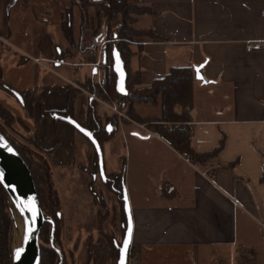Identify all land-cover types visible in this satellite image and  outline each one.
Wrapping results in <instances>:
<instances>
[{
    "label": "crops",
    "instance_id": "1",
    "mask_svg": "<svg viewBox=\"0 0 264 264\" xmlns=\"http://www.w3.org/2000/svg\"><path fill=\"white\" fill-rule=\"evenodd\" d=\"M136 1L152 11L138 15L133 27L157 36L132 45L130 65L142 85L175 66L203 65L206 81L193 80L191 120L184 121L191 122V163L155 134L128 122L127 133L115 130L120 135L105 142L123 164L135 264H245L257 250L264 252V0ZM254 41L262 47L248 51L247 42ZM76 56L89 75H96L88 52L79 50ZM74 60L64 59V73L49 81H32L30 69V83L15 92L30 88L45 109L63 111L68 84L88 76L87 71L74 75V65L67 64ZM15 97L22 115L21 98ZM85 97L78 93L73 117ZM134 110L146 119L159 115L160 104L136 103ZM28 122L49 150L44 157L59 189L62 240L74 243L83 231L95 239L105 219L99 224L91 173L81 166L86 161L75 158L76 141L87 148L86 138L67 122L41 117L38 102ZM218 147L206 161L196 159ZM104 168L118 173L113 163ZM115 212L120 217L117 203Z\"/></svg>",
    "mask_w": 264,
    "mask_h": 264
},
{
    "label": "trees",
    "instance_id": "2",
    "mask_svg": "<svg viewBox=\"0 0 264 264\" xmlns=\"http://www.w3.org/2000/svg\"><path fill=\"white\" fill-rule=\"evenodd\" d=\"M69 2L70 6L64 10L65 15L61 18L60 26L65 37L70 40L71 44L73 43L72 12L74 7L79 9L80 32L89 27L88 8L92 6L95 9L93 37L102 35L103 38L109 39L104 45V56L107 61H109L110 68H104L100 82H97L93 75H91L79 81V84L88 89L89 92L101 98L122 100L127 114L141 123L146 122L149 129H151L156 136L164 140L177 151H187L191 153L190 131L183 132L181 128H173L169 126L168 123L191 120V110L194 104L193 69L189 66L171 67L161 78L153 80L149 85H142L139 71L133 70L130 65L131 57L135 52V50L132 49V45L135 43L139 45L141 43L139 42L140 39H153L157 37L151 29H137L133 27L138 15L149 13L152 10L147 6L138 4L136 0H69ZM0 34H5L6 38L11 36V29L7 19L2 21ZM97 45V43L83 44L81 48L83 52L92 49V56L94 58ZM113 48L117 49L124 63L126 72V95H120L116 91V74L112 69ZM67 51L68 50H65V53ZM65 53L59 51L56 60L64 61V59H66ZM22 60H26V58ZM108 74H110L111 78H108ZM0 88L8 90L1 79ZM78 92L79 89L68 84L65 108L63 111H58L45 109L38 97L30 92V88L18 90L17 94L21 98L23 105V117L17 116L7 106L0 102V134L27 164L35 185L39 205L46 217L38 236L40 243V264H56L58 260L59 252L51 244V226L54 228L53 240L61 252L59 264H71L74 251L73 248H70L68 252H66L62 246L60 199L54 188L51 169L44 157V153H47L49 150H44L42 148L40 140L33 133L28 121L33 117L34 104L36 102H38L41 117L50 118L54 123L60 121L53 117L54 113L73 117V107ZM88 102L85 120L79 123L93 132L94 137L103 150V144L110 140L116 130V118L113 116L105 123H102L100 116L96 113L94 108V99L89 97ZM136 103H159L160 113L157 116L146 119L139 118L134 110V105ZM107 124L111 127L110 132L107 130ZM219 148L220 147L208 154L196 156V159L200 162L206 161L205 159L209 158L211 154H215ZM95 172H99L96 152ZM122 178L123 171L115 174L105 172L106 181L104 182H111L114 190L116 189V191H118V198L120 200L119 206L122 218L125 221V213L120 198L121 191L119 192L118 190L122 185ZM92 183L93 178L89 182V187L93 194L95 204H100L104 207V203L100 195L93 189ZM97 212L100 224L106 218L107 213H102L100 209H97ZM10 225L11 216L8 200L3 186L0 184V264H11V254L9 251ZM124 229L123 227L122 234H124ZM104 245H107L108 254L109 251L110 253L115 251L114 259L111 261L109 260L107 264H116L118 257L117 246L114 245L112 239L111 242L109 240ZM93 264H105V262H103V257L97 255L93 260Z\"/></svg>",
    "mask_w": 264,
    "mask_h": 264
},
{
    "label": "rangeland",
    "instance_id": "3",
    "mask_svg": "<svg viewBox=\"0 0 264 264\" xmlns=\"http://www.w3.org/2000/svg\"><path fill=\"white\" fill-rule=\"evenodd\" d=\"M0 0V28L2 25V21L4 19L8 20L9 27L11 29V36L6 38L5 34H0V79L3 81L4 86L11 92L6 89L0 88V102L7 106L14 114L17 116L18 110L20 108V102L16 99L15 96L18 94L15 92L16 89H19L22 85H26V83H30L31 76L29 74L30 69L33 70L32 81H34V77L36 82H42L48 80L50 78H55V75L60 76V73H64L63 63L61 64L54 63L56 61V56L59 51L68 50L66 54V59H74L73 62H68L67 64L74 65L73 72L74 75L78 78L84 75V72L87 71V75H89V67L81 65L80 58H77V52L79 50L82 51L83 44H94L97 43V50L94 54V58L92 56V49H88L85 52L91 55V64L95 62L98 58L100 52H104V45L107 40L103 38L102 35L93 37L94 30V21H95V9L94 7L88 8V21L89 27L83 29V31L79 32V23H80V15L79 9L74 7L73 9V43H70V40L65 37L64 32L60 26L61 18L64 17V10L70 6L69 0ZM8 7V9H7ZM105 41L104 45L101 46V43ZM83 52V51H82ZM72 57H69V56ZM40 57V58H38ZM26 60H22L25 59ZM39 60V61H36ZM109 62V61H108ZM54 64L60 65L55 66ZM106 69L110 68L105 66ZM104 68L101 67L100 75H93L94 79L97 82L101 81L102 72ZM61 71V72H60ZM110 75V74H108ZM57 77V76H56ZM108 78H111L108 77ZM70 84V83H69ZM70 85L79 89V92H84L88 97H92L95 101V110L96 113L100 116L101 122L105 123L109 118L111 119L113 115L111 112H108V108L103 104V102H98L101 97L98 95L89 92L88 89L81 86L79 81L73 82ZM18 91V90H17ZM78 92V93H79ZM78 95V94H77ZM77 97V96H76ZM82 98V97H81ZM76 104L77 108L74 112V119L78 122H83L86 115L87 106L89 104L88 98H84V102L81 101ZM112 99V98H111ZM110 99V100H111ZM104 101H109L108 99L102 98ZM144 106V105H142ZM152 108V105H148ZM107 108V109H105ZM23 117L22 115H19ZM128 117L132 119L129 120H119L116 121L117 129L122 132V135L126 132L125 124L131 125L132 127H136L137 123H140L137 119H134L132 116L128 114ZM65 122V121H64ZM67 124V123H65ZM120 126V127H119ZM138 127V126H137ZM139 128V127H138ZM132 129V128H130ZM77 130V129H76ZM77 132H79L77 130ZM78 134L84 136L81 132ZM119 132H114L113 136L116 138L119 136ZM86 138L87 148H85L81 139L76 141V161H81V157L84 162L81 165L84 169H86L90 175V179L93 178V189L100 195L103 205H96L97 209H100L102 213H107L106 218L102 225L100 226V231L95 235V239L93 238L90 241V235L85 233L84 231L80 234V239L74 243H68L67 238L62 240V246L68 252L70 248H73V255L71 264H93L94 258L98 255L103 257V262L107 264L109 260L114 259L115 251H112L109 254L107 253V245H104L109 240L114 243V239L117 243H120L123 235L122 229L125 228V221L122 218L121 210H120V200L118 198V191L114 190L112 183H105L104 180H101L99 172H95V149L89 139ZM83 138V137H82ZM121 153L124 155V148L121 146L119 148ZM119 149H116L117 151ZM90 150V156H89ZM112 151V150H111ZM78 157V158H77ZM98 162V161H97ZM113 163L116 166V172L123 171V164L120 166L119 155L115 152L111 154L109 148L104 143L103 144V163L106 165L107 163ZM106 167V166H105ZM107 169V168H106ZM56 173V170H55ZM106 173H110L107 172ZM53 179V177H52ZM106 181V179H105ZM54 182V179H53ZM81 182V179H80ZM122 184V181H121ZM60 188L61 184L59 183ZM122 187V185H121ZM119 188V192L122 188ZM55 190L58 189V186L54 184ZM56 191V192H57ZM60 193V192H59ZM62 194V189H61ZM82 194V193H81ZM63 195V194H62ZM121 198V196H120ZM122 201V199H121ZM116 203L118 204L120 217L117 216ZM123 206V201H122ZM116 213V216H115ZM122 222V227L119 225ZM125 230V229H124ZM11 225L9 230L10 237ZM10 241V238H9ZM90 241V242H89ZM102 245V246H101ZM115 245V243H114ZM119 245V244H118ZM90 249V250H89ZM10 251V250H9ZM11 254V252H10ZM112 254V255H111ZM110 256V257H109ZM135 256V254H134ZM12 258V256H11ZM90 258V259H89ZM117 261V260H116ZM245 264H264V252L261 250H257L253 253V256L249 259L247 258Z\"/></svg>",
    "mask_w": 264,
    "mask_h": 264
},
{
    "label": "water",
    "instance_id": "4",
    "mask_svg": "<svg viewBox=\"0 0 264 264\" xmlns=\"http://www.w3.org/2000/svg\"><path fill=\"white\" fill-rule=\"evenodd\" d=\"M12 2H15V0H13ZM114 51L115 52L118 51L116 48H113L112 51V58H113L112 69L116 74V91L120 95H126L127 94V90L125 86L126 72L124 69V63L120 57V54H119V63L117 62L114 56ZM198 66L200 65L193 66V77L195 80L205 82L206 79L202 72V68L199 69V76L203 77V79L198 78V72H197ZM53 117L69 123L89 139L97 154L99 175L102 178V180L105 181L103 150L101 149V146L97 141V139L94 137L93 132L82 126L76 119H74L70 115H61L58 113H54ZM107 130L108 132H110L111 130L109 124H107ZM89 133L91 135H89ZM9 148L12 150L9 151ZM0 173L3 174L2 179H0V184L3 186V189L5 191L8 200L10 216H11V226L14 219L19 222L23 236V243H24L23 255L19 259H17L14 258L11 254L12 256L11 264H40V243L38 236L41 227L46 220V217L43 214L41 207L39 205L35 185L27 164L25 163L23 158L18 154V152L6 141V139L1 134H0ZM125 197H127V193L122 178L121 199L123 201V209L125 213V225H124L125 230L120 244L119 245L116 244L118 248V257L116 264H119L120 262L121 249L123 248V242L127 236L128 228H129V215L131 216L129 200L128 197L127 199H125ZM29 198H35V206L38 209L39 214L36 216L35 224L32 225L33 232L31 234V237L25 240L26 229L29 226V224L26 223V221L28 222L31 221L32 213L29 212L26 208L22 212L20 207H18L17 205L21 200L27 201ZM131 227H133L132 217H131ZM53 229H54L53 226H51L50 239L52 246L59 252L58 260L56 263L59 264L61 259V255H60L61 252L59 247L53 240ZM129 248H130V244L128 246V250L125 257V264H127V256H128ZM9 250L11 252L10 241H9Z\"/></svg>",
    "mask_w": 264,
    "mask_h": 264
},
{
    "label": "built area",
    "instance_id": "5",
    "mask_svg": "<svg viewBox=\"0 0 264 264\" xmlns=\"http://www.w3.org/2000/svg\"><path fill=\"white\" fill-rule=\"evenodd\" d=\"M105 41L101 43V46H103ZM262 47V43L260 41H254V42H247L246 49L248 51L250 50H259ZM39 61V60H36ZM54 63H62V61L56 60ZM93 67L96 68V74L100 75V69L101 67L105 68V66L109 67V62L104 56V52H100L98 55V58L95 62L91 64ZM110 77V75H108ZM98 102H103V104L108 108V110L111 112L113 116H115L116 121L119 122V120H129L132 121L131 118L128 117V114L125 111L124 102L120 99H109V101H104L102 98L98 100ZM120 123V122H119ZM121 124V123H120ZM139 129L144 130L146 133H149L150 135H154V133L147 128V123H137L136 124ZM169 126L173 128H181L183 132L189 131V126L191 125V122H173L168 123ZM120 127V126H119ZM181 158L187 162L191 163L192 157L189 152L183 151L180 152ZM212 168V166L209 167V169ZM136 262V256H134L133 252L129 249L128 256H127V264H135Z\"/></svg>",
    "mask_w": 264,
    "mask_h": 264
},
{
    "label": "snow or ice",
    "instance_id": "6",
    "mask_svg": "<svg viewBox=\"0 0 264 264\" xmlns=\"http://www.w3.org/2000/svg\"><path fill=\"white\" fill-rule=\"evenodd\" d=\"M114 56L117 60V62L119 63V53L114 51ZM203 65H200L197 67V72H198V78L203 79V77L199 76V69L202 68ZM119 70V69H118ZM89 135H91L89 133ZM12 149L9 148V151H11ZM3 174L0 173V179H2ZM125 199H127V197H125ZM18 207H20L21 211L23 212L25 210V208L32 213V217H31V221L28 222L26 221V223L29 224V226L26 229V235H25V240L29 239L31 237V234L33 232V227L32 225L35 224V220H36V216L39 214L38 209L35 206V198H29L27 201H23L21 200L18 205ZM131 237H132V227H131V216L129 215V228H128V233L127 236L123 242V248L121 249V257H120V262L119 264H125V257H126V253L128 250V246L131 242ZM23 252V248H19L16 250V256L17 258H19L20 254Z\"/></svg>",
    "mask_w": 264,
    "mask_h": 264
},
{
    "label": "bare ground",
    "instance_id": "7",
    "mask_svg": "<svg viewBox=\"0 0 264 264\" xmlns=\"http://www.w3.org/2000/svg\"><path fill=\"white\" fill-rule=\"evenodd\" d=\"M23 236L20 229L19 222L15 219L13 220L12 226H11V233H10V248H11V254L14 258H17L16 256V250L19 248H23ZM23 255V252L20 254L19 258ZM17 258V259H19Z\"/></svg>",
    "mask_w": 264,
    "mask_h": 264
}]
</instances>
